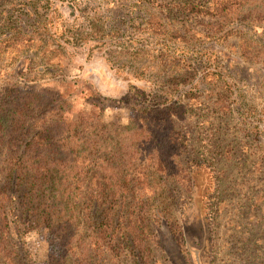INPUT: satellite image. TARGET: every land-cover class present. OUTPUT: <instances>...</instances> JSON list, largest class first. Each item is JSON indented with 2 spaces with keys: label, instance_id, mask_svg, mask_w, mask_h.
<instances>
[{
  "label": "trees",
  "instance_id": "16d2710c",
  "mask_svg": "<svg viewBox=\"0 0 264 264\" xmlns=\"http://www.w3.org/2000/svg\"><path fill=\"white\" fill-rule=\"evenodd\" d=\"M138 3L150 13L139 23L132 16V26L140 34H155L157 45L153 49L122 47L112 52L118 58L107 60L113 65L111 61L120 63L125 56L129 64L122 62L117 69L139 80L150 76V62L169 69L184 60L175 47L185 49L198 42L201 32L193 23L202 24L204 18L209 40L223 42L233 32L242 40L239 51L246 58L250 53L247 34L264 36V0ZM99 21L91 17L89 32L80 24L63 26L58 37L74 44L121 36L118 28L109 26L106 31ZM9 29L12 32L3 31L0 36V59L7 53L9 64L14 65L29 45L24 44V36L33 34L35 39L41 28L23 32L15 25ZM58 51L51 48L48 54ZM48 59L53 60L49 55ZM166 71L167 75H156L154 90L131 88L133 96L126 99L134 97L136 108L131 109L127 124L104 121L100 109H81L72 116L71 93L6 83L0 91V252L11 235H24L37 224L64 237L68 246L96 257L94 264H124L121 256L126 249L151 264L145 229L146 218L157 207V184H164V179L182 182L203 167L180 162L187 144L177 122L184 119L187 109L194 110L201 103L198 88L180 92V85L193 73H184L182 68ZM25 74L21 69L20 76ZM209 75L212 103L227 114L232 110L233 90L219 71ZM18 220L20 225L31 226L17 228Z\"/></svg>",
  "mask_w": 264,
  "mask_h": 264
},
{
  "label": "rangeland",
  "instance_id": "374dc122",
  "mask_svg": "<svg viewBox=\"0 0 264 264\" xmlns=\"http://www.w3.org/2000/svg\"><path fill=\"white\" fill-rule=\"evenodd\" d=\"M139 7L138 0H0V36L12 32L9 28L15 25L23 32L41 28L35 39L33 34L24 36V44L29 45L14 65L7 53L0 59V91L9 81L39 91H65L74 100L72 116L81 109H100L104 121L127 124L131 109L136 108L134 97L126 99L133 96L131 88L153 89L156 75H167L166 69L190 71L193 74L180 85V92L198 88L201 103L187 109L177 122L187 144L180 162L203 167L182 182L164 179V184H157V207L146 218L148 260L151 264H264V36L247 34L246 58L239 51L242 40L233 32L226 41L209 40L204 18L202 24L193 23L201 32L200 40L185 49L175 47L184 60L169 69L150 62V76L139 80L117 69L125 56L120 63L111 61L113 65L107 60L118 58L112 52L122 47L157 45L155 34H140L132 26V16L139 23L150 13ZM91 17L100 18L97 23L103 22L106 31L109 26L118 28L121 36L74 44L58 37L63 26L74 24L89 32ZM51 48L59 51L48 54ZM21 69L27 74L20 76ZM218 71L233 90L232 110L227 114L217 110L208 94L209 72ZM23 225L18 220L15 226H31ZM66 242L47 227L32 225L26 234L7 239L0 264H94L97 260ZM121 258L124 264H145L129 249Z\"/></svg>",
  "mask_w": 264,
  "mask_h": 264
}]
</instances>
